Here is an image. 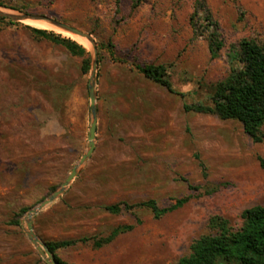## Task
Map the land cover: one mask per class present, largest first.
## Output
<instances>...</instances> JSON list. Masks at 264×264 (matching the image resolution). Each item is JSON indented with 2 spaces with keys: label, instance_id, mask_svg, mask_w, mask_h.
<instances>
[{
  "label": "rangeland",
  "instance_id": "374dc122",
  "mask_svg": "<svg viewBox=\"0 0 264 264\" xmlns=\"http://www.w3.org/2000/svg\"><path fill=\"white\" fill-rule=\"evenodd\" d=\"M133 1L0 0L2 11L47 16L96 42L94 149L65 192L33 217V229L47 244L131 228L100 248L90 240L57 249L68 264H178L193 240L215 232L212 216L239 227L244 209L264 204V124L254 142L236 120L184 108L212 104L232 46L264 40V0H204L223 41L217 58L203 14L192 16L195 0H140L132 8ZM9 20L0 19V264H47L26 238L25 216L87 150L94 52L80 42L89 54L85 71L82 57L35 38L30 22ZM47 31L74 39L61 28ZM137 63L163 64L174 91ZM215 183L226 185L201 195L188 188ZM186 195L158 219L144 207L104 208L148 199L165 207Z\"/></svg>",
  "mask_w": 264,
  "mask_h": 264
},
{
  "label": "trees",
  "instance_id": "16d2710c",
  "mask_svg": "<svg viewBox=\"0 0 264 264\" xmlns=\"http://www.w3.org/2000/svg\"><path fill=\"white\" fill-rule=\"evenodd\" d=\"M140 0H134L132 8H136ZM1 4V3H0ZM203 14L206 21V39L211 58H217L223 47L219 25L204 0H195L192 16ZM1 20L5 18L0 17ZM9 23H14L9 20ZM33 36L46 39L62 45L73 56L82 57V67L89 68V54L80 42L62 38L51 31L26 26ZM194 30L202 34L194 24ZM54 31V30H52ZM58 33V32H57ZM61 34V33H60ZM112 47L111 43H108ZM230 69L228 74L217 83L210 106L203 104L185 105L187 111L213 113L220 119H233L242 124L244 132L254 141H262L261 126L264 124V40L243 38L237 46H232L228 55ZM135 68L146 78L173 92L171 81L163 64H135ZM203 177H206L205 167L200 163ZM226 183L206 184L204 186L188 184V188L199 191L198 195L211 194ZM190 195L178 198L173 204L160 207L154 199H148L129 204L119 202L104 206L110 213L118 214L124 210L147 208L153 217L158 219L182 207ZM241 225L233 227L230 221L221 216H212L210 225L215 229L213 234H205L193 240L190 253L182 256L178 264H264V204L254 205L244 209L241 214ZM131 226L114 228L105 237H82L72 240L50 241L47 245L53 253L56 264H68L56 253L59 248H66L78 242L92 241L95 248L110 243L117 235L130 229Z\"/></svg>",
  "mask_w": 264,
  "mask_h": 264
},
{
  "label": "water",
  "instance_id": "95a60500",
  "mask_svg": "<svg viewBox=\"0 0 264 264\" xmlns=\"http://www.w3.org/2000/svg\"><path fill=\"white\" fill-rule=\"evenodd\" d=\"M0 17L8 18L15 21H24L26 19H34V20H45L49 23L66 30L68 32H71L75 35H78L82 38H85L87 41H89L92 45L93 52H94V58L91 63V73L88 83V93H89V99H90V108H91V122L88 129L87 134V150L82 156L80 157L79 161L71 168L69 174L66 176L60 187L52 192L50 195H48L45 199L40 201L37 205L30 208L25 216V235L30 244L34 247L36 252L41 256V258L47 263V264H56V261L54 259L53 253L49 249L48 245L43 242L37 234L34 232L33 229V217L38 214L40 211H42L44 208H46L48 205L53 203L56 199H58L67 189V187L70 185L72 180L76 177L80 167L85 163V161L90 157L92 154V151L94 149V139H95V132H96V92H95V86H94V77H95V68H96V42L92 38V36L72 25L60 22L58 20L52 19L47 16L43 15H33L26 12H18V13H10L0 10Z\"/></svg>",
  "mask_w": 264,
  "mask_h": 264
},
{
  "label": "bare ground",
  "instance_id": "6f19581e",
  "mask_svg": "<svg viewBox=\"0 0 264 264\" xmlns=\"http://www.w3.org/2000/svg\"><path fill=\"white\" fill-rule=\"evenodd\" d=\"M30 22V24L32 25V26H35V27H37V28H44V29H49V28H55V27H57V26H55V25H53V24H51V23H49L48 21H45V20H34V19H26V20H24V22ZM57 28H59V27H57ZM66 31V30H65ZM67 32V34H69L72 38H74V39H76L77 41H79V42H84V40L85 41H87L85 38H82V37H80V36H78V35H75V34H73V33H71V32H68V31H66Z\"/></svg>",
  "mask_w": 264,
  "mask_h": 264
}]
</instances>
